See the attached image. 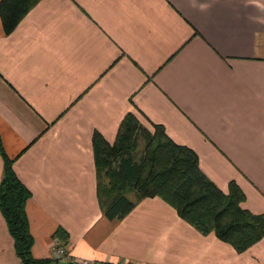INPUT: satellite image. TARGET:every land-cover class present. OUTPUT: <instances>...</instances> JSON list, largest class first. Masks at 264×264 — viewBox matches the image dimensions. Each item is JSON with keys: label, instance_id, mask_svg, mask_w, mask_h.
I'll use <instances>...</instances> for the list:
<instances>
[{"label": "crops", "instance_id": "obj_1", "mask_svg": "<svg viewBox=\"0 0 264 264\" xmlns=\"http://www.w3.org/2000/svg\"><path fill=\"white\" fill-rule=\"evenodd\" d=\"M128 111L264 214V0H38L11 33L0 21V138L31 192L35 259H54L60 226L100 263L264 264V238L237 252L158 196L103 215L91 137L113 143ZM0 264H20L1 213Z\"/></svg>", "mask_w": 264, "mask_h": 264}, {"label": "trees", "instance_id": "obj_2", "mask_svg": "<svg viewBox=\"0 0 264 264\" xmlns=\"http://www.w3.org/2000/svg\"><path fill=\"white\" fill-rule=\"evenodd\" d=\"M37 1L0 0L4 33H11ZM150 126L151 129L128 111L118 125L113 143L98 130L92 133L96 195L106 218L121 219L140 199L158 196L202 234L213 232L237 252L264 238V214L242 207L245 194L234 180L228 183V191L223 192L202 171L193 149L174 142L162 124L150 122ZM0 156L3 160L0 213L20 264L58 262L32 256L34 238L25 211L31 192L17 177L14 159L4 151L1 138ZM129 193H133L134 199ZM67 236L60 226L53 233L61 242Z\"/></svg>", "mask_w": 264, "mask_h": 264}, {"label": "built area", "instance_id": "obj_3", "mask_svg": "<svg viewBox=\"0 0 264 264\" xmlns=\"http://www.w3.org/2000/svg\"><path fill=\"white\" fill-rule=\"evenodd\" d=\"M53 251L54 259L59 260L60 263H69V264H117V263H100L88 259L74 258L70 255L68 250L64 247L62 242L55 237L53 239Z\"/></svg>", "mask_w": 264, "mask_h": 264}, {"label": "water", "instance_id": "obj_4", "mask_svg": "<svg viewBox=\"0 0 264 264\" xmlns=\"http://www.w3.org/2000/svg\"><path fill=\"white\" fill-rule=\"evenodd\" d=\"M41 264H69V263H59V262H46Z\"/></svg>", "mask_w": 264, "mask_h": 264}, {"label": "rangeland", "instance_id": "obj_5", "mask_svg": "<svg viewBox=\"0 0 264 264\" xmlns=\"http://www.w3.org/2000/svg\"><path fill=\"white\" fill-rule=\"evenodd\" d=\"M143 144H140L139 148L141 149ZM128 196L131 198L133 196V193H129ZM58 262L60 263V261L58 260Z\"/></svg>", "mask_w": 264, "mask_h": 264}]
</instances>
